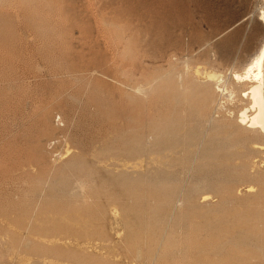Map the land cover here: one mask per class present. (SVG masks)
Wrapping results in <instances>:
<instances>
[{"label": "rangeland", "instance_id": "rangeland-1", "mask_svg": "<svg viewBox=\"0 0 264 264\" xmlns=\"http://www.w3.org/2000/svg\"><path fill=\"white\" fill-rule=\"evenodd\" d=\"M263 12L264 0H0V264H187L171 255L227 236L264 264V138L233 123L248 100L231 76L259 51ZM212 72L228 89L204 107L194 85ZM191 131L223 138L205 145L213 169L200 171ZM173 137L186 154L161 155ZM174 155L186 164L164 175Z\"/></svg>", "mask_w": 264, "mask_h": 264}, {"label": "bare ground", "instance_id": "bare-ground-1", "mask_svg": "<svg viewBox=\"0 0 264 264\" xmlns=\"http://www.w3.org/2000/svg\"><path fill=\"white\" fill-rule=\"evenodd\" d=\"M263 14H264V12H263ZM261 15V16H259V21H261L262 22V24H263V26H264V15ZM253 55V54H252ZM170 58V57H169ZM173 59V58H172ZM176 60V59H175ZM173 62H174V60H173ZM184 62V61H183ZM168 64V63H167ZM244 64V63H243ZM244 67L242 68V72H233L232 73V78H233V80L235 81V82H237V83H235V84H239V85H237V86H239V87H242L243 85H247L246 86V88H241V89H243L242 91H241V94H242V96L244 97V98H246L247 100H248V104H247V106H245V107H243V108H241L240 110H238V114H237V117H234L235 118V120H234V124L236 125V127L237 128H239V129H242V130H245V131H251L252 133H254L256 136H258V137H261V138H264V39H263V41H262V44H261V47H260V49H259V51H257L251 58H250V60L248 61V62H246L245 63V65H243ZM184 69V68H183ZM186 71V70H185ZM182 72V71H181ZM231 72V71H230ZM202 73V72H201ZM159 74V73H158ZM184 74H185V72H184ZM209 74V73H208ZM180 75V74H179ZM182 75V74H181ZM186 75V74H185ZM188 75V74H187ZM186 75V76H187ZM170 76V75H169ZM203 76V75H202ZM183 77V76H182ZM182 77H181V79H180V77H178L179 79H180V83H179V87H184V85H186V84H188V83H186V82H184L183 83V79H182ZM168 79H169V77H167ZM195 78V77H194ZM192 79H193V77H192ZM197 79V78H196ZM196 79H194V81L193 80H191L190 82H195V80ZM170 80H171V78H170ZM188 80V76H187V79H186V81ZM205 81V80H204ZM203 81V82H204ZM227 81V80H226ZM226 81H224L223 80V74L222 73H215V72H212V73H210L209 75H208V77H207V82L206 83H204V84H195L194 86H196L195 87V89H197L198 90V92L195 90V92L197 93L196 95H198V98H201V100L199 99V102L201 103L202 102V100H203V102L212 94V93H214L215 95L214 96H218V98H220V99H222L224 96H225V94H226V91H227V87H228V85H226L227 83H225ZM123 83V82H122ZM125 83V82H124ZM178 83V82H177ZM189 85H191V84H189ZM122 86V85H121ZM120 86V87H121ZM178 86V85H177ZM164 87V89L166 88L165 86H163ZM170 87V86H169ZM174 87H176V86H174ZM188 87V86H187ZM245 87V86H244ZM171 88V87H170ZM170 88H167V89H165V91L166 90H168V89H170ZM177 88V87H176ZM175 88V89H176ZM191 88V87H190ZM238 88V87H237ZM181 89V88H180ZM194 89V88H193ZM240 89V90H241ZM131 90V89H130ZM138 90V89H137ZM173 90H174V88L172 89V92H171V94L173 93ZM164 91V92H165ZM169 91V90H168ZM167 91V92H168ZM171 91V90H170ZM178 91V90H177ZM191 91V90H190ZM181 92H183V91H181ZM230 92H231V90H230ZM175 93V92H174ZM173 93V94H174ZM168 93H166V95H167ZM182 94V93H181ZM181 94L180 95H178V97H182L181 96ZM194 94V93H193ZM232 94V93H231ZM240 94V95H241ZM195 95V96H196ZM234 95V94H233ZM169 96V95H168ZM167 96V97H168ZM175 95H173L172 97H174ZM183 96H185V95H183ZM195 96L194 95H190V99H194L195 98ZM165 97V96H164ZM192 97H194V98H192ZM210 97H212V96H210ZM209 97V99L208 100H210L211 98ZM184 98V97H183ZM187 98V97H186ZM189 98H187V99H189ZM216 98V97H215ZM228 98V97H227ZM168 99V98H167ZM172 99V98H171ZM187 99H186V102H187ZM212 99H213V97H212ZM220 99H217V101H219ZM173 101H174V99H172ZM176 100H178V98L176 99ZM194 100H196V99H194ZM181 101V100H180ZM211 101V100H210ZM176 102V101H175ZM182 102H185V101H182ZM189 102V101H188ZM187 102V103H188ZM202 102V103H203ZM206 102V101H205ZM208 102V101H207ZM212 102V101H211ZM214 102V101H213ZM216 102V101H215ZM214 102V103H215ZM186 103V104H187ZM189 103H191V102H189ZM209 103V104H208ZM208 103H206V104H208V106L210 105V102H208ZM221 103V102H220ZM104 104V103H103ZM206 104H204L203 103V105H205L204 107H206ZM216 104H217V102H216ZM215 104V105H216ZM183 105H184V103H183ZM190 105V104H189ZM189 105H188V107H187V109L189 108ZM199 105V104H198ZM246 105V104H245ZM187 106V105H186ZM186 106H184V107H186ZM207 106V107H208ZM217 106V105H216ZM163 107V106H162ZM193 107V106H192ZM191 107V108H192ZM218 107V106H217ZM183 108V107H182ZM194 108V107H193ZM201 108V107H200ZM199 108V110L201 111V109ZM210 108V107H209ZM209 108H208V110H209ZM184 109V108H183ZM186 109V108H185ZM192 110H194V109H192ZM206 110V109H205ZM208 110H206V112L208 111ZM185 111V110H184ZM191 111V110H190ZM195 112L197 113L198 111H196L195 110ZM177 113H179V112H177ZM227 113V112H226ZM180 114V113H179ZM179 114H177V115H179ZM198 115H199V113H197ZM203 113H201V115H202ZM106 115V114H105ZM205 115V114H204ZM206 115H208V114H206ZM235 116V115H234ZM172 117V116H171ZM198 117H200V116H198ZM206 117V116H205ZM178 118V117H177ZM212 119V118H211ZM211 119H210V121H211ZM168 120L170 121L171 119L169 118V119H167V123H168ZM209 120V119H208ZM46 121V120H45ZM180 121V120H179ZM182 121V120H181ZM232 121V120H231ZM111 122V121H110ZM165 122V121H164ZM171 122H172V120H171ZM226 122V119H224V121H222L221 122V125H217L216 126V130L218 129H220V128H222L223 127V125L222 124H224ZM163 123V122H162ZM169 124H172V123H169ZM173 124H175V123H173ZM179 124V123H178ZM207 124V123H206ZM160 125H162V124H160ZM165 125V124H164ZM179 126V125H178ZM177 126V127H178ZM209 126V125H208ZM207 126V127H208ZM46 127V126H45ZM162 127H163V125H162ZM166 127H169V126H166ZM47 128H49L48 126H47ZM84 128V127H83ZM157 128V127H156ZM176 128V127H175ZM194 128V127H193ZM67 129V128H66ZM155 129V128H154ZM167 129V128H166ZM191 129V128H190ZM190 129H187V130H189V132H190ZM196 129H198V128H196ZM45 130L46 129H44L43 131L45 132ZM164 130V129H163ZM215 130V129H214ZM218 130L216 131L217 132V134H219V132H218ZM153 131V130H152ZM193 131V130H192ZM192 131H191V134H193L192 136H191V134L189 135V137L188 138H186V140H185V144H186V142H187V146L189 145L190 147H194V148H196L195 150L197 151V152H200V154L202 155V156H200V158H198L199 160H200V164L198 165L199 166V168H201L200 169V171L202 170V171H205V169H207V168H210L211 167V164L210 163H207V162H209V161H207V162H205V163H203L202 162V160H204V159H207V160H210L211 158H214V157H212V155H214V154H212L213 153V150L211 151L210 149H206V146L205 145H209L210 147L212 146V147H214L212 144H210V143H212V142H214V141H216V140H213V136L212 137H199V140L198 139H196L195 137H197V134H195L197 131H195V132H193L192 133ZM204 131H205V129H204ZM224 131V130H223ZM159 132V131H158ZM164 132H165V130H164ZM81 133V132H80ZM154 133V132H153ZM159 133H161V132H159ZM200 133V132H199ZM206 133V132H205ZM214 133V132H213ZM212 133V134H213ZM96 134V133H95ZM173 134V133H172ZM186 134H187V132H186ZM196 136H195V135ZM201 135H202V133H200ZM156 135H157V133H156ZM167 135V134H166ZM175 135V134H174ZM180 135H181V133H180ZM183 135H184V133H183ZM162 137H164L163 136V134L161 135ZM214 136H216V138H217V135H214ZM228 136V135H227ZM61 137H62V135H61ZM87 137V136H86ZM161 137V138H162ZM166 137V136H165ZM177 137V136H176ZM176 137H173V139L171 138V140L170 141H164V140H162V142L164 141V142H166L165 144H164V146H163V143H161L160 142V144H162V145H160V146H162V149H161V152L160 151H158V152H160V153H162L161 155H163V152L162 151H167V153H165L164 155H166V154H169V152H173L175 155L177 154V148L178 147H180V149H179V151H181V146H179L181 143H180V141H184V139L183 140H180L179 141V139L178 138H176ZM185 137V136H184ZM197 137V138H198ZM161 138H160V136H159V138H158V140H161ZM167 138V137H166ZM174 138H176V140L174 139ZM206 138V139H205ZM221 138V137H220ZM226 138V137H225ZM224 138V139H225ZM63 139V138H62ZM167 139H170V137L169 138H167ZM180 139H182V138H180ZM196 139V140H195ZM218 139H219V137H218ZM218 139H217V141H218ZM223 139V138H222ZM222 139H219L220 141L222 140ZM158 140L156 141V142H158ZM195 140V141H194ZM213 140V141H212ZM216 141V143H218ZM227 141V140H226ZM226 141H223L224 143L226 142ZM95 143V142H94ZM159 143V142H158ZM222 142H219V145L221 144ZM223 143V144H224ZM228 143H231V142H227V143H225V145L226 144H228ZM110 144V143H109ZM108 144V145H109ZM183 144V143H182ZM181 144V145H182ZM185 144H183V145H185ZM223 144H221V145H223ZM182 145V146H183ZM216 145V144H215ZM218 145V144H217ZM224 145V146H225ZM223 146V147H224ZM155 147V146H154ZM164 147V148H163ZM184 147V146H183ZM182 147V148H183ZM200 148H202V150L200 151L199 149ZM214 148H216L217 149V147H214ZM213 148V149H214ZM129 149V148H128ZM165 149V150H164ZM186 149V148H185ZM184 148H183V150H185ZM136 151V150H139L138 152H140L141 153V151H140V149H133V151ZM157 150H159V148L157 149ZM182 150V151H183ZM192 150V149H191ZM129 151V150H128ZM132 151V152H133ZM143 151V150H142ZM165 151V152H166ZM181 151V152H182ZM193 151H194V149H193ZM192 151V152H193ZM180 152V153H181ZM186 152H187V150H186ZM222 152V151H221ZM186 154L185 153V151H183L182 152V154ZM216 153V152H215ZM134 154V153H133ZM179 154V153H178ZM181 154V155H182ZM219 154H221V153H219ZM229 154V153H228ZM227 154V155H228ZM173 155V154H172ZM171 156L172 158H169L170 159V161H168V162H164V165L166 166H164L165 167V169L164 170H166L165 171V173H164V175H167V176H170V175H173L174 174V172L173 171H170V168H171V166L173 165V164H182V163H179L178 161L180 160L181 161V159H179L177 156ZM191 155V154H190ZM198 155H199V153H198ZM223 155H225V154H223ZM183 156V155H182ZM194 156H196V157H193V158H191V160L192 159H194L195 160V158L197 159V154L196 155H194ZM222 156V155H221ZM220 155L218 156L219 158L221 157ZM226 156V155H225ZM230 156V155H229ZM169 157V156H168ZM232 157V156H231ZM222 158V157H221ZM224 158V157H223ZM222 158V159H223ZM225 158H227V156L225 157ZM224 158V159H225ZM165 159H166V157H165ZM215 159V158H214ZM231 158H229V160H230ZM164 160V159H163ZM189 160V159H188ZM217 159H215V161H216ZM220 160V159H219ZM186 162V160H185V158H184V160L183 161H181V162ZM224 160H222V162H223ZM183 163L182 165H185L186 163ZM198 162V161H197ZM220 162V161H219ZM193 163V162H192ZM199 163V162H198ZM217 163H218V161H217ZM217 163L215 162L214 163V161H213V166H214V164H216V166H217ZM66 164V163H65ZM68 164H70V163H68ZM204 166H203V165ZM210 164V165H209ZM224 164H226V163H224ZM228 164V163H227ZM72 165H74V164H72ZM188 165V164H187ZM192 165H195V167H197L196 165L197 164H192ZM220 165V164H219ZM218 165V166H219ZM210 166V167H209ZM229 166V165H228ZM186 167H188V166H186ZM194 167V168H195ZM221 167V166H220ZM219 167V168H220ZM175 168H178L176 165H175ZM212 168V167H211ZM222 168V167H221ZM225 168V167H224ZM196 169V168H195ZM213 169V168H212ZM214 169H216L217 170V168H215V166H214ZM252 169H254V168H252ZM223 170V169H222ZM83 171V170H82ZM174 171H176V170H174ZM219 171H221V170H219ZM219 171H218V173H219ZM206 172V171H205ZM223 172V171H222ZM221 173V172H220ZM220 173H219V175H220ZM203 174V173H202ZM256 175V174H255ZM213 176V175H212ZM188 177V176H187ZM207 178L209 177V176H206ZM206 177H203V178H205L206 179ZM256 177V176H255ZM259 177V176H258ZM163 178V177H162ZM168 178H170V180L169 179H167L166 178V181L167 180H169L170 182H171V179L173 178V177H168ZM179 178V177H178ZM202 178V179H203ZM254 178V177H253ZM201 179V180H202ZM257 179V178H256ZM159 180V179H158ZM157 180V181H158ZM161 181H159L158 183H160V182H162L163 183V181H165V179L163 180V179H160ZM163 180V181H162ZM200 180V181H201ZM260 181H259V183L262 181V178L261 179H259ZM169 181H167V183L169 182ZM172 181H175V180H173L172 179ZM176 181H178L179 182V179L177 180L176 179ZM264 181V180H263ZM199 182V181H198ZM207 182V181H206ZM208 182H209V178H208ZM172 183V182H171ZM189 183V182H188ZM196 183V182H195ZM202 183H203V181H202ZM201 183V184H202ZM143 184V183H142ZM164 184H165V182H164ZM201 184H197L196 186H193V192L195 191V192H198V191H200V186H202L203 187V185H201ZM133 185V184H132ZM169 185V184H168ZM159 186V185H158ZM164 185H162V187H163ZM207 186V185H206ZM208 186H210V185H208ZM172 187H174V186H172ZM172 187H171V189H172ZM148 188V187H147ZM161 188V187H160ZM166 188V187H165ZM179 188V187H178ZM182 188V187H181ZM181 188H179V191H181L182 189ZM192 188V187H191ZM262 188H263V186H262ZM149 189V188H148ZM147 189V190H148ZM158 189V188H157ZM186 189V188H185ZM161 190H163V189H161ZM188 190V189H187ZM186 190V191H187ZM202 190V189H201ZM206 190V189H205ZM219 190V189H218ZM217 190V191H218ZM173 192H175L176 191V194H177V192H179V191H177V187H175V190H172ZM186 191H184V193H186ZM207 191H212V189L210 190H207ZM207 191L206 192H204V193H207ZM170 192V191H169ZM182 192V191H181ZM190 192V191H189ZM189 192L187 191V193L185 194V196L183 197V198H185L187 201L189 200V202L191 203V202H193L192 200L194 199L191 195H189ZM192 192V193H193ZM80 193V192H79ZM123 193V192H122ZM168 193V192H167ZM166 193V194H167ZM172 193V192H171ZM184 193H182V194H184ZM191 193V192H190ZM261 193V192H260ZM176 194H174V195H176ZM181 194V195H182ZM200 194V193H199ZM173 195V194H172ZM174 195H173V197H174ZM177 195H179V197H180V194L178 193ZM193 195V194H192ZM81 196V195H80ZM194 196V195H193ZM195 196H198L197 194L195 195ZM210 197V195L209 194H206L205 196H204V199H208ZM212 197V196H211ZM168 198H169V200H171L170 199V195L168 196ZM175 199L174 200H176V201H174L173 203H172V201H171V203L173 204V207H174V203H175V205L177 204L178 206H180V204H181V206L183 205V204H185L184 203V200H181V199H183L182 197L180 198V199H176V198H178V197H174ZM198 198V197H197ZM165 200V199H164ZM182 201H183V204H182ZM221 201H223V199L221 200ZM225 201V200H224ZM166 202V201H165ZM194 203V202H193ZM203 203V202H202ZM187 204H188V202H187ZM220 204H221V202H220ZM165 206H166V203L164 204ZM163 205V206H164ZM189 205H191V204H189ZM195 205H196V202H195ZM195 205H193L194 207H195ZM221 205H223V202H222V204ZM220 205V206H221ZM167 206H170V207H172V205H167ZM218 206V205H217ZM169 207V208H170ZM197 207H199V206H197ZM200 207H201V205H200ZM132 208V207H131ZM167 208V207H166ZM174 208H176V207H174ZM173 208V209H174ZM196 208V207H195ZM218 208H219V206H218ZM151 209V208H150ZM172 209V208H171ZM153 210V209H152ZM176 210V209H175ZM180 210V209H179ZM257 210H259V209H257ZM260 210H261V208H260ZM259 210V211H260ZM259 211H256V212H259ZM89 212V211H88ZM173 212H174V210H173ZM256 212H255V215L254 216H258L257 214H256ZM261 212V211H260ZM262 212H263V209H262ZM152 213V211L150 212V214ZM154 211H153V213H152V215H154ZM182 214V213H181ZM246 214V213H245ZM174 215V214H173ZM263 215V214H262ZM262 215H260V217L262 216ZM151 216V215H150ZM177 217H175L177 220H178V218L179 217H183L182 215L180 216L179 215V217H178V215H176ZM187 216V215H186ZM248 217V216H247ZM254 218L253 216H250V218ZM259 217V216H258ZM181 218H179V219H181ZM234 218V220H236L235 218L236 217H233ZM152 219H153V217H152ZM176 219H175V224H176V222H178V221H176ZM185 219V221L187 220V219H189V218H183L182 220H184ZM197 219H199V218H197ZM202 219V218H201ZM240 219H242V218H240ZM246 219V218H245ZM256 218H254V220H255ZM258 219V218H257ZM261 219H263V218H261ZM192 220H193V217H192ZM191 220V221H192ZM223 220L224 219H222V223L220 222V223H218L219 225L220 224H223ZM226 220H228V219H225V221ZM232 220V219H231ZM258 220H260V219H258ZM152 221V220H151ZM151 221H150V223H151ZM188 221V220H187ZM194 221V220H193ZM198 221V220H197ZM196 221V222H197ZM202 221H204V220H202ZM216 221H218V220H216ZM238 221H239V219H238ZM245 221V220H244ZM249 221H251V220H249ZM180 222H181V220H180ZM199 222V221H198ZM201 222V221H200ZM227 222V221H226ZM231 222V221H230ZM240 222V221H239ZM239 222H238V224H239ZM242 222H243V220H242ZM264 222V221H263ZM185 223V222H184ZM225 223V222H224ZM232 223V222H231ZM254 223H259V222H254ZM254 223H252V224H254ZM152 224V223H151ZM154 224H156V223H153L152 224V226H154ZM169 224V223H168ZM206 224H207V221H206ZM214 224H215V222H214ZM217 224V223H216ZM227 224V223H226ZM226 224H224L223 226L225 227V225ZM236 224H237V222H236ZM238 224H237V227H238ZM245 224V223H244ZM246 224H248V223H246ZM262 224V223H261ZM146 225V224H145ZM173 225V224H172ZM178 225H181L180 223L178 224ZM191 225H192V223H191ZM209 225V224H208ZM207 225V226H208ZM211 225V224H210ZM229 225V227L231 226L230 224H228ZM233 225H235V224H233ZM242 225V224H241ZM251 225V224H250ZM259 225H260V223H259ZM183 226V225H182ZM195 226V225H194ZM202 226H204V224H202L201 225V227ZM217 226V225H216ZM221 227H222V225H220ZM240 226V225H239ZM248 226V225H247ZM257 226V225H256ZM263 226V225H262ZM261 226V227H262ZM146 227V226H145ZM168 227V226H167ZM197 227V226H196ZM206 226H204V228H205ZM212 227H214V226H212ZM226 227H228V226H226ZM225 227V228H226ZM232 227V226H231ZM244 227V226H243ZM252 227V226H251ZM153 228V227H152ZM163 228V227H162ZM179 228H180V226H179ZM194 228V227H193ZM208 228H209V226H208ZM236 228V227H235ZM245 228V227H244ZM250 228V227H249ZM248 227L246 228V229H249ZM149 229H151V226H150V228ZM148 229V230H149ZM182 229H183V227H182ZM215 229H216V227H215ZM215 229H213V230H215ZM218 229V228H217ZM227 229H230V228H227ZM241 229V228H240ZM239 229V230H240ZM243 229V228H242ZM242 229L240 230V231H242ZM261 229V228H260ZM192 230V229H191ZM194 230V229H193ZM238 230V231H239ZM160 231V230H159ZM162 231V230H161ZM172 232H175V231H177V230H171ZM182 231V230H181ZM203 231V230H202ZM237 231V230H236ZM243 231H244V229H243ZM163 232H164V230H163ZM180 232V231H179ZM192 232V231H191ZM194 232V231H193ZM198 232H200V231H198ZM249 232V231H248ZM151 233V232H150ZM155 233V235L154 236H156V233H159L158 231L156 232H152V234H154ZM225 233V232H224ZM236 234H237V232H235ZM234 233V234H235ZM250 233V232H249ZM180 234V233H179ZM181 234H182V232H181ZM192 234H194V233H192ZM198 234V233H197ZM197 234L195 235V236H197ZM232 234V233H231ZM258 234H259V232H258ZM164 236H165V234H163ZM162 235V236H163ZM184 235V234H183ZM183 235H181L182 237H183ZM186 235V234H185ZM184 235V236H185ZM198 235H200V234H198ZM221 235V234H220ZM224 235V234H223ZM233 235V234H232ZM149 236V235H148ZM154 236L152 237V238H154ZM190 236V235H189ZM188 236V237H189ZM238 236V235H237ZM150 237V236H149ZM159 237H161V235L159 236ZM178 237H180V235L178 236ZM177 237V238H178ZM193 237V236H192ZM241 237V236H240ZM181 238V237H180ZM149 239V238H148ZM158 239V238H157ZM162 239V238H161ZM161 239L160 240H155V242L157 243L155 246L156 247H158V245H159V242L161 241ZM179 239V238H178ZM184 239V238H183ZM194 239V238H193ZM193 239H191V240H193ZM249 239V238H248ZM149 240H151V239H149ZM173 240H177V239H173ZM172 240V241H173ZM181 240V239H180ZM188 240V239H187ZM191 240H190V244H193L194 242H191ZM238 240V239H237ZM146 241V240H145ZM169 241V240H168ZM205 241V240H204ZM251 241V240H250ZM155 242L153 243V244H155ZM164 243V247H163V254H164V256H162L165 260L164 261H167L166 260V258H165V256L167 255V253H168V247L165 245L166 243H168L167 241H161V243ZM171 242V241H170ZM206 242L207 243H205V242H201V243H199V241L198 242H195L194 243V247H193V249H188V248H185V249H178L179 251H177L176 253L174 252V255L172 256L171 255V258L172 259H177V258H179L180 256L181 257H190V261L187 263V264H248V262L251 260V257H252V255L251 254H253L252 252H251V254L250 253H248V252H245V248L243 249V245H239L238 246V244H236L237 242H236V239H234L233 237H229V236H227V238L226 239H217L215 242H212L211 240L210 241H208V240H206ZM252 242H253V240H252ZM255 242V241H254ZM149 242L147 241V244H148ZM173 243V242H172ZM172 243H171V247H172ZM188 243V244H189ZM197 243V244H196ZM246 242H245V240L244 239H241V244H245ZM146 244V243H145ZM174 244V243H173ZM180 245H181V242L179 243ZM186 244V243H185ZM239 244H240V242H239ZM151 245H152V241H151ZM150 245V247H149V244H148V248L150 249H152V248H154V247H152ZM187 245V244H186ZM183 246V245H182ZM182 246H177L176 248H180V247H182ZM245 246V245H244ZM155 247V248H156ZM184 247H185V245H184ZM191 247V246H190ZM249 248H250V246H249ZM252 248V247H251ZM254 248V247H253ZM162 249V248H161ZM256 249V248H255ZM147 250V249H146ZM176 250V249H175ZM174 250V251H175ZM257 250V249H256ZM260 250V249H259ZM152 251H153V249H152ZM159 251H161V250H159ZM169 251H171V249L169 250ZM246 251H248V250H246ZM171 252H173V251H171ZM147 253V252H146ZM150 253V252H149ZM148 254V253H147ZM151 254V253H150ZM160 254V253H159ZM166 254V255H165ZM176 254V255H175ZM258 253H256V255H257ZM139 255H141L140 253H139ZM154 255L157 257L158 256V254L156 255V254H154L153 253V257H154ZM160 256H161V254H160ZM168 256V255H167ZM170 256V255H169ZM261 256H262V253H261ZM264 256V255H263ZM254 258H255V255L253 256ZM252 257V258H253ZM150 258H152V256H150ZM261 258L262 257H260V261H261ZM155 259V258H154ZM167 259H170L169 257L167 258ZM250 259V260H249ZM159 260H161V259H159ZM186 260V261H187ZM259 260V259H258ZM258 260H257V262H258ZM170 261V260H169ZM255 261V260H254ZM157 262H158V259H157ZM170 262H172V261H170ZM179 262V261H178ZM253 262V261H252ZM158 263H161V262H158ZM163 263H165V264H168L169 262H163ZM162 263V264H163ZM181 263V262H180ZM184 263V262H183ZM264 263V262H263ZM174 264V263H173ZM175 264H176V262H175ZM178 264V263H177ZM252 264V263H251ZM261 264V263H260Z\"/></svg>", "mask_w": 264, "mask_h": 264}]
</instances>
